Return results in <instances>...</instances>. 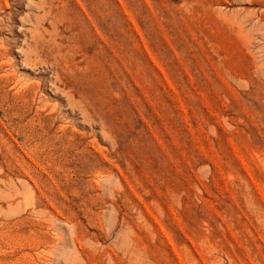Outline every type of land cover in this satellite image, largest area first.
I'll use <instances>...</instances> for the list:
<instances>
[{"label": "rangeland", "instance_id": "obj_1", "mask_svg": "<svg viewBox=\"0 0 264 264\" xmlns=\"http://www.w3.org/2000/svg\"><path fill=\"white\" fill-rule=\"evenodd\" d=\"M0 264H264V0H0Z\"/></svg>", "mask_w": 264, "mask_h": 264}]
</instances>
